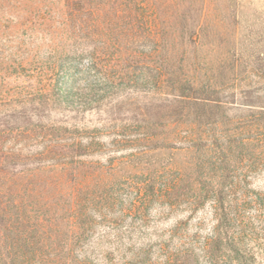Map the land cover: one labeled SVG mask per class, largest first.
<instances>
[{
	"label": "trees",
	"instance_id": "1",
	"mask_svg": "<svg viewBox=\"0 0 264 264\" xmlns=\"http://www.w3.org/2000/svg\"><path fill=\"white\" fill-rule=\"evenodd\" d=\"M93 1L0 0V41L8 47L0 48V57H12L0 61V264H90L98 257L91 247L97 226L92 204L107 201V193L95 189L106 184L108 171L84 157L102 149L101 131L49 116L84 114L100 107L110 87L137 86L143 57L123 39L142 27L156 41L149 55L153 83L172 97L169 119L160 111L163 118L146 125L143 139L187 142L175 146L185 159L173 165L171 177L167 164L150 173L145 196L192 214L210 204L216 223L203 241L173 249L162 244L163 257L143 248L129 260L128 252H120L121 258L125 264H264V254L249 249L240 230L252 201L245 193L238 197L247 177L237 174L240 165L264 159V105L249 104L256 121L224 129L226 102L204 79L202 63L162 52L178 40L197 45L205 29L202 12L194 20L183 11L169 36L159 10L143 22L139 0H109L121 6L110 13ZM109 32L113 43L94 44L96 35ZM255 126L257 135L242 136ZM141 154L116 164L111 159L108 166Z\"/></svg>",
	"mask_w": 264,
	"mask_h": 264
},
{
	"label": "rangeland",
	"instance_id": "2",
	"mask_svg": "<svg viewBox=\"0 0 264 264\" xmlns=\"http://www.w3.org/2000/svg\"><path fill=\"white\" fill-rule=\"evenodd\" d=\"M109 2L94 0L93 5L105 7L108 13L116 7L121 8L118 4L109 5ZM139 2L143 22L149 20L153 10H159L163 17H167L165 28L169 36L180 27L183 11L188 13L190 10L189 17L194 20L199 19L202 12L205 29L199 43L194 45L187 39L182 43L178 40L166 45L162 52L167 57H187L191 65L195 62L202 63L200 66L204 79L216 86L226 102L228 119L225 118L227 123L224 129L256 121L257 113L250 109L249 104L264 105V0ZM189 5H192V10L186 8ZM111 36V32L106 36L96 35L94 44L99 45L104 40L113 43L115 36L113 39ZM123 43L127 48L138 51V57H143L144 62L140 64L144 67L139 71L141 80L137 86L130 88L125 84L120 89L110 87L100 107L92 108L84 114L53 111L49 116L51 120L77 121L82 126L97 127L101 131L102 149L84 157L108 171L106 184L98 182L95 189L99 193H107V201L96 199L92 204L97 226L91 247L98 257L95 256L90 264H125L120 252H128L129 260L132 253L141 252L143 248H152L155 256L163 257V251L160 250L162 244L173 249L182 242L189 243L191 239L203 241L213 231L216 223L210 204L192 214L184 208L172 210L161 199L145 196V182L150 173L160 165L167 164L166 173L171 177L174 173L173 165L180 164L185 159V152L176 151L175 146H186L187 142L175 144L171 138L165 142L143 139L148 130L146 125L163 118L160 111L167 115L164 116L165 119H169L172 97L162 95L161 90L153 83L155 68L151 58L153 56L149 55L156 46V41L147 28L142 27L135 33L133 31V34L129 33ZM3 47L8 48L0 41V48ZM8 58L12 57H0V61ZM257 133L255 126L242 136ZM145 150L148 153L141 154ZM138 153L142 155L139 159H129L130 162H123L115 168L108 166L111 159L116 164ZM263 161L264 159L252 166L250 163L240 165L237 170L242 179L245 174L247 177L239 185L238 197L245 193L252 201L246 205L240 230L245 245L260 254H264ZM113 249L114 255L105 257ZM143 256L147 258L146 255Z\"/></svg>",
	"mask_w": 264,
	"mask_h": 264
}]
</instances>
